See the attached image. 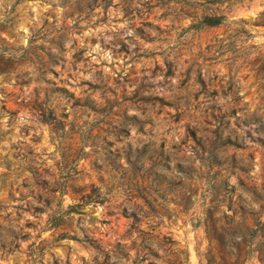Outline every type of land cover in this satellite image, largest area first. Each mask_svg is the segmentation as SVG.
<instances>
[{"label":"rangeland","instance_id":"rangeland-1","mask_svg":"<svg viewBox=\"0 0 264 264\" xmlns=\"http://www.w3.org/2000/svg\"><path fill=\"white\" fill-rule=\"evenodd\" d=\"M0 264H264V0H0Z\"/></svg>","mask_w":264,"mask_h":264},{"label":"trees","instance_id":"trees-1","mask_svg":"<svg viewBox=\"0 0 264 264\" xmlns=\"http://www.w3.org/2000/svg\"><path fill=\"white\" fill-rule=\"evenodd\" d=\"M218 23H216V21H214L213 19L211 18H207V19H204L202 22H200L199 24H197L195 27H204V26H214Z\"/></svg>","mask_w":264,"mask_h":264}]
</instances>
